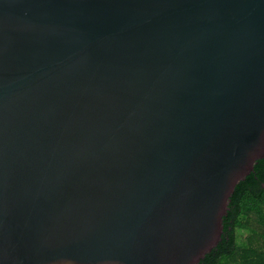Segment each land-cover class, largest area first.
<instances>
[{
  "label": "water",
  "instance_id": "1",
  "mask_svg": "<svg viewBox=\"0 0 264 264\" xmlns=\"http://www.w3.org/2000/svg\"><path fill=\"white\" fill-rule=\"evenodd\" d=\"M264 157V0H0V264H198Z\"/></svg>",
  "mask_w": 264,
  "mask_h": 264
},
{
  "label": "trees",
  "instance_id": "2",
  "mask_svg": "<svg viewBox=\"0 0 264 264\" xmlns=\"http://www.w3.org/2000/svg\"><path fill=\"white\" fill-rule=\"evenodd\" d=\"M198 264H264V157L236 184L221 240Z\"/></svg>",
  "mask_w": 264,
  "mask_h": 264
}]
</instances>
